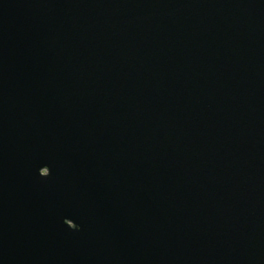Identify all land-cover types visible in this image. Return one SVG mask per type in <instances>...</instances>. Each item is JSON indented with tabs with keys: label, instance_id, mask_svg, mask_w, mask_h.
Returning a JSON list of instances; mask_svg holds the SVG:
<instances>
[{
	"label": "water",
	"instance_id": "obj_1",
	"mask_svg": "<svg viewBox=\"0 0 264 264\" xmlns=\"http://www.w3.org/2000/svg\"><path fill=\"white\" fill-rule=\"evenodd\" d=\"M0 264H264V0H0Z\"/></svg>",
	"mask_w": 264,
	"mask_h": 264
}]
</instances>
